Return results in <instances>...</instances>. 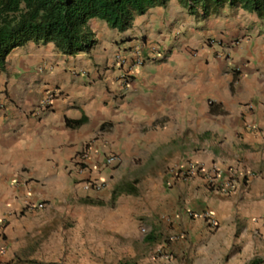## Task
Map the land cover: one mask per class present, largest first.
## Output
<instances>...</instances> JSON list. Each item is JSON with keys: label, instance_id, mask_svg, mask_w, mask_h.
<instances>
[{"label": "crops", "instance_id": "crops-1", "mask_svg": "<svg viewBox=\"0 0 264 264\" xmlns=\"http://www.w3.org/2000/svg\"><path fill=\"white\" fill-rule=\"evenodd\" d=\"M238 12L206 18L172 0L124 32L92 19L96 43L89 51L69 56L52 43L29 42L11 52L0 69V264H70L64 212L106 151L121 156L123 178L140 182L114 205L85 200L78 226L88 238L90 228L97 231L92 241H108L114 255L124 248L138 264H264L263 24ZM209 39L217 43L209 46ZM119 54L146 62L131 69L116 63ZM84 117L80 127L67 126ZM96 137L92 159L79 171L76 157ZM193 164L219 171V184L232 177L238 192L214 191L208 173L184 177ZM250 174L239 188L235 179ZM138 200L144 241L163 247L157 261L135 253L130 204ZM39 204L44 209L33 208ZM204 212L217 229L190 216ZM103 228L120 236L101 235ZM76 253L75 264L121 259L93 249Z\"/></svg>", "mask_w": 264, "mask_h": 264}, {"label": "trees", "instance_id": "trees-1", "mask_svg": "<svg viewBox=\"0 0 264 264\" xmlns=\"http://www.w3.org/2000/svg\"><path fill=\"white\" fill-rule=\"evenodd\" d=\"M172 0H0V69L7 57L29 42L54 44L65 55L89 51L96 41L88 30L92 19H99L120 32L133 26L136 17ZM191 14L209 17L223 8L243 10L264 20V0H177ZM67 120L77 128L86 123ZM133 186H131L132 189ZM133 191V189L131 190ZM129 191V192H131ZM121 192H113L115 202ZM152 237L147 240L152 241ZM252 264H259L258 261Z\"/></svg>", "mask_w": 264, "mask_h": 264}, {"label": "rangeland", "instance_id": "rangeland-1", "mask_svg": "<svg viewBox=\"0 0 264 264\" xmlns=\"http://www.w3.org/2000/svg\"><path fill=\"white\" fill-rule=\"evenodd\" d=\"M224 9H226V8H223L218 14L213 15L214 16L213 18L216 19L218 17H224L226 19H232V17H235L239 13L238 10H235V9H227V10H224ZM247 16H249V15H247ZM262 24H263V26H262L261 35H264V20H262ZM179 35H180L179 33L176 34L177 37ZM263 40H264V38H262V41ZM206 42H207V45H209V46L217 43L216 40H214V39H209ZM262 43L264 44V42H262ZM148 47H150L148 49H150L151 51H153L154 49L157 50L155 48L156 45L154 43H150ZM106 157H107L106 154L102 156V161L99 164L101 167H98L99 169H98L97 173L88 176L87 179L82 181V183H83V182L88 181V179H90L91 181L103 182L105 185H104L102 191L100 193L99 192L98 193L92 192V191L87 192L83 189V184H82V186H81L82 188H80L79 194H77L76 196H74L72 198L71 203L68 204L69 207L67 208V211L64 212V215H67V219L69 221L67 228L71 231V233L69 235L68 242L64 244V248L66 249V252L71 256V259H69V261H68L70 264H75V262H76V259L73 257L72 254H74L76 252H81L83 250H87V251L91 252L92 249L95 250L96 252H103V253L107 254V256H112L115 258L121 257V259L117 261V264H138L137 262H135L136 257L133 258V261H132V259H129V260L127 259V257L125 256L126 251L124 248L122 251L120 249L119 252H116V255H114L115 252L112 254V252L110 251L111 244L108 241H103L101 243H99V241H97V240L92 241V238L97 239V237L95 236V233L97 231L95 232V230H92V228H90L91 233L89 234V238H88L86 236L87 234H84L85 227L84 226H82V227L78 226L79 218L82 216V210L81 209H83V206L85 205L84 204L85 200L90 199L92 201L104 202V203L114 205L115 202L113 201L112 197H113V192L116 188H119L121 192H129V190L131 189V186L135 185V183H133V182H136V184L140 182V179L138 180V179H125V178H123V175H121L122 171H120V170H122L121 169V166H122L121 162L122 161L118 165L107 166L106 160H105ZM194 167L199 168L200 165H196V164L190 165L189 169L191 170ZM190 170L188 172H186L184 177L187 178L191 175V174H189ZM126 172H128L129 175L134 173V172H129L128 170H126ZM207 173L210 175L208 177V183H209L210 178H213L214 176H216V178H218L217 177L218 172L216 175L214 174V173H216V171H213L210 173V171L207 170ZM252 174L246 175L245 177H243L242 181H240V178L235 179V181L237 182V185H239V188L242 189L243 187H246L248 185L249 178L247 176H253ZM197 175H198V173H197ZM233 192H235V194H236V192H238V190L234 189L232 191V193ZM225 195L230 196V194H225ZM123 200H124V202L126 201L125 203L128 206L127 202L129 200V197L124 196ZM130 205L132 207H135L134 208V213H135L134 214V225L137 228V232H138V237H137L138 240L135 241V243H134L135 253H137L138 256H141V257H145V256L141 255L142 253H145L146 256L148 255L149 257L153 258L154 261H157L163 255L165 256V254H161L163 247L158 248V247H156V245L155 246L147 245L146 242L144 241V239L149 235V233L148 232L147 233L142 232L143 227H140V224H139V222L141 221V219H140L141 217L137 216V214L140 213L139 209L143 208L142 202L138 200L136 203L130 204ZM85 209H87V207H85ZM108 213H109V209L106 210L103 208L102 214L100 216L103 218V221L106 220L107 222L111 223L113 221H112V219H110L108 217ZM107 222H105V226L107 228H109ZM107 228H103V231H102L103 233L101 232L100 234L106 235L107 237L108 236H111V237L112 236H114V237L120 236V234L116 230H113L112 228L111 229H107ZM64 229H66V227H64ZM78 229H80V231H79L78 235H76V233L73 231L74 230L77 231ZM105 230H107V231L105 232ZM115 233H116V235H115ZM80 234H83V236H85L84 239L82 237H80ZM138 249L140 250V252H138ZM58 250L61 251V244L58 245ZM72 257H73V259H72Z\"/></svg>", "mask_w": 264, "mask_h": 264}, {"label": "built area", "instance_id": "built-area-1", "mask_svg": "<svg viewBox=\"0 0 264 264\" xmlns=\"http://www.w3.org/2000/svg\"><path fill=\"white\" fill-rule=\"evenodd\" d=\"M117 59H118V63L130 64L127 62L126 58L118 56ZM137 64L142 65L143 60L140 58H137ZM51 100H52V98H51V96H49V98L46 99L45 103L49 104L51 102ZM93 148H94L93 143H90L78 156L77 168H79V171H81L84 166H87L88 162L92 159L93 150H94ZM105 160H106L107 166H115L120 162V158L114 154H109ZM198 172L204 173L206 171L204 169L194 167L190 170L189 174L196 175ZM219 175L220 174L218 172L217 177ZM218 178L213 177V178L209 179V183L211 184V186H213L215 188L216 192H218V193L231 194L233 189H234L233 178L230 177V178L224 180L221 184H219ZM104 185L105 184L103 182L90 180V181L84 183L83 187H84V190L87 192H90V191L100 192L103 189ZM34 208L43 209L44 205L40 204V205L34 206ZM190 216L194 217V218H200V219L205 220L206 222H208L209 226L213 229L217 228L219 225L218 221L215 219V217L210 212H204V213H200V214L190 213ZM142 232L146 233V229L143 228Z\"/></svg>", "mask_w": 264, "mask_h": 264}, {"label": "clouds", "instance_id": "clouds-1", "mask_svg": "<svg viewBox=\"0 0 264 264\" xmlns=\"http://www.w3.org/2000/svg\"><path fill=\"white\" fill-rule=\"evenodd\" d=\"M154 51H157V50L154 49L153 52H154ZM118 56H119V57H123V58H125L124 56H122V55H120V54L117 55V57H116V59H115V60H116V63H117V64H120V65H126V64L118 63V59H117ZM137 58H140V59L143 60V64H142V65L145 64L146 60L144 59V56L139 55V56H137ZM137 58H136V62H133L132 60H130V61L127 60V62L130 63V64H128V65L130 66V68L133 67V65H136V66L138 65V64H137ZM126 59H127V58H126ZM131 61H132V62H131ZM142 65H138V66H142ZM131 69H132V68H131ZM131 69H129V71H131ZM122 78H125V76H124V77L122 76ZM130 78H131V77H130ZM49 96H51V98H52L51 102H52V101H53V96H52L50 93H49V95H47V98H49ZM47 98H46V99H47ZM46 99H45V101H46ZM45 101L43 102V106L46 107V106H48V105L51 104V102L48 104V103H45ZM97 139H98V137H96V138H95L93 141H91L90 143H94ZM90 143L86 144V146H85V147L79 152V154H78L77 157H76V160H77L78 156L80 155V153H81V152H82V151H83V150H84V149H85ZM105 154H106L107 156H108L109 154H114V155H117L119 158L121 157L119 154H115L114 152H111V151H109V152L106 151V152L103 153V155H105ZM120 159H121V158H120ZM120 162H121V160H120ZM120 162H119V163H120ZM119 163H118V164H119ZM118 164H117V165H118ZM75 165H76V167H77V162L75 163ZM86 168H87V166H84L83 169H82L81 171L85 170ZM199 168H200V169H204L203 167H199ZM78 170H79V169H78ZM204 170H205V169H204ZM205 171H206V170H205ZM217 172H219V171L216 170V174H217ZM206 173H207V171L204 172L203 174H206ZM198 174H202V172H198ZM196 175H197V174H196ZM88 181H90V179H88ZM88 181H86V182H88ZM86 182H83V183H82L83 186H84V183H86ZM209 185L211 186L210 183H209ZM211 188H213V190L216 191L215 188H214L213 186H211ZM83 189H84V187H83ZM101 191H102V190H101ZM101 191H100V192H101ZM90 192H91V191H90ZM92 192H95V191H92ZM97 193H98V192H97ZM39 205H40V204H39ZM43 205H44V204H43ZM36 206H37V205H36ZM44 207H45V205H44ZM33 208H34V206H33ZM34 209H38V208H34ZM43 209H44V208H43ZM211 214H212V213H211ZM212 215H213V214H212ZM215 219H216V218H215ZM204 221H205V220H204ZM205 222H206V221H205ZM218 224H219V223H218ZM218 227H219V225H218ZM218 227H217V228H218ZM217 228H215V229H217ZM142 229H143V228H142ZM212 229H213V228H212ZM215 229H214V230H215ZM146 233H147V231H146Z\"/></svg>", "mask_w": 264, "mask_h": 264}]
</instances>
